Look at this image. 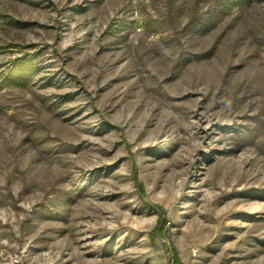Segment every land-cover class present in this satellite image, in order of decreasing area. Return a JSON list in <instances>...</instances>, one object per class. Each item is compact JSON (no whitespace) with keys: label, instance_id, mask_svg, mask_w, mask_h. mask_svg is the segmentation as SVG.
I'll return each mask as SVG.
<instances>
[{"label":"rangeland","instance_id":"1","mask_svg":"<svg viewBox=\"0 0 264 264\" xmlns=\"http://www.w3.org/2000/svg\"><path fill=\"white\" fill-rule=\"evenodd\" d=\"M0 264H264V0H0Z\"/></svg>","mask_w":264,"mask_h":264}]
</instances>
